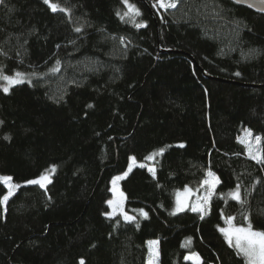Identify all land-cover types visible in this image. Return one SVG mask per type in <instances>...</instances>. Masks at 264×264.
Here are the masks:
<instances>
[{
    "label": "trees",
    "instance_id": "obj_1",
    "mask_svg": "<svg viewBox=\"0 0 264 264\" xmlns=\"http://www.w3.org/2000/svg\"><path fill=\"white\" fill-rule=\"evenodd\" d=\"M52 2L70 11L0 4V68L25 76L0 90V176L19 185L0 203V264H147L150 240L156 264H246L219 229L231 216L264 230V163L238 141L264 137V14L130 0L141 15L121 19L123 0ZM160 149L154 174L135 166L120 181L125 211L147 217L106 216L112 179ZM53 165L45 189L26 183ZM208 170L220 182L204 213L173 214L175 193L197 197Z\"/></svg>",
    "mask_w": 264,
    "mask_h": 264
},
{
    "label": "snow or ice",
    "instance_id": "obj_2",
    "mask_svg": "<svg viewBox=\"0 0 264 264\" xmlns=\"http://www.w3.org/2000/svg\"><path fill=\"white\" fill-rule=\"evenodd\" d=\"M261 4H264V0H259ZM4 0H0V4H3ZM44 3L48 5L52 12H69L70 9L65 8L61 6L58 2L53 3L52 0H44ZM123 3L127 7V11L121 15V13L117 12V15L121 17V19H124V17H131L134 18L136 16H140L141 12L140 9L137 8L134 4L130 3V0H123ZM156 3L161 8H175L177 6L175 0H156ZM154 6H156L154 4ZM251 7V5H250ZM261 14H264V9L261 10ZM136 27H143L146 26L144 24H136ZM76 31H80V28H77ZM239 75V73H237ZM24 82V74L20 72H16L14 75H8L5 74L3 69L0 68V90H2L4 93H8L10 89L15 86L19 85ZM91 107V105H89ZM2 123V122H0ZM7 139V137H5ZM238 141L243 144L246 148L247 155L253 159L256 160L258 163H264V148H261V142L264 141V137H261L259 135H256L253 139V133L251 129H246L244 133V138L238 137ZM180 147H183L181 144ZM164 149H160L158 153L150 154L146 159H153L156 154H163ZM130 160L132 161L129 164V171L135 164V157H131ZM139 167H145L143 163L139 164ZM150 171H153L154 169H149ZM51 171H55V166L53 165L51 168ZM124 176H127V172L124 173ZM207 177L203 182V185L208 186V194L203 197V203L198 204L196 206L192 207V211L194 212H201L204 213L205 207L204 205L207 204L210 200L211 195L213 194L216 186L219 184V178L215 176V173H213L211 170H208ZM123 176H116L112 180L113 188L112 191L114 193H117V198L113 200H108L107 204L112 209L110 212H106L105 215L108 217H112L119 212L125 220L127 221H135L134 216H129L124 210H123V201L125 199L124 193L119 191L116 188V182L118 180L123 179ZM11 177L9 176H0V181H3L5 184L9 187V192L7 195L0 198V203H5L9 199V197L13 194L12 189L18 188V184H9L8 182L11 181ZM50 177L47 174V170L45 174H41L36 179H31L26 181L28 184H35L40 185L41 187H44L46 183H50ZM186 192L190 191L189 189H185ZM230 197L238 202L243 203L241 199V191H240V185H237L235 190H232L229 193ZM187 205L184 204L183 201H181L179 198L177 200V207L176 211H183L184 208ZM140 213L147 217L148 213L145 212L143 209L139 210ZM203 218V217H202ZM245 220H249L248 216H244ZM234 218L229 216L227 217V223L228 227L220 228L219 230L224 235L227 243L230 247H233L236 249L237 254L241 255L245 258L246 264H264V230H255L249 220L247 225H240L237 226L233 224ZM138 227V225H137ZM158 241L156 240H150L147 242L148 244V253H149V260L148 264H153V258L158 257ZM185 259H193L196 264H202V261L199 259L198 254H192L191 256L185 257ZM80 264H85L84 260L81 259Z\"/></svg>",
    "mask_w": 264,
    "mask_h": 264
},
{
    "label": "rangeland",
    "instance_id": "obj_3",
    "mask_svg": "<svg viewBox=\"0 0 264 264\" xmlns=\"http://www.w3.org/2000/svg\"><path fill=\"white\" fill-rule=\"evenodd\" d=\"M175 2H176V0H175ZM157 5H158V4H157ZM158 6H159V5H158ZM160 8H161V7H160ZM161 9H162V11H166V10L171 9V8H168V9L161 8ZM24 79H25V76H24ZM158 151H159V150H158ZM158 151H155V152H153V153H158ZM153 153H151V154H153ZM160 155H161V154H156V155L154 156V158L152 159V161L149 162V160L146 159L145 163H143V164L145 165V167L147 168V170H148L151 174H154V173H153V171H150L149 169H154V171H155V166H154V163H153V162H154L155 158H156V157H159ZM131 162H132V161L130 160L129 164H130ZM140 164H141V163H140ZM135 166H139V163H136V162H135V164L133 165V167H135ZM133 167H132V168H133ZM132 168H131V169H132ZM126 172H127V174L130 172V171H129V166H128V169H127ZM47 174L49 175L50 180H51L53 172L50 170V171L47 172ZM119 176L126 177V176H124V174L119 175ZM112 180H113V179H112ZM121 180H122V179H121ZM121 180H118V181L116 182V188H117L119 191H121V190H120V181H121ZM0 182L4 184V186H5V188H6V193H5V195H7L8 192H9V187H8V185L5 184L3 181H0ZM8 183H9V184H15V183H13L12 181H9ZM48 184H49V183H46L44 187H41L40 185H37V186L40 187V188H42V189H45L46 186H47ZM32 185H35V184H32ZM112 188H113V184H112V181H111V188H110V190H111L112 197H111L110 200H113V199H116V198H117V193H114V192L112 191ZM185 189H186V188H185ZM185 189L179 190V191H177V192L175 193V201H174V207H173V214H178V213L184 212V211H186V210H188V209L191 210L193 206H196V205H198V204L203 203V197H205V196L208 194V186H207V185H203V187L201 188L202 192H201L197 197H192V196L194 195V193H193L192 190L189 189L190 191L186 192ZM187 189H188V188H187ZM16 190H17V188L12 189L13 194L15 193ZM13 194H12V195H13ZM5 195H4V196H5ZM12 195H11V196H12ZM11 196H10V197H11ZM10 197H9V198H10ZM229 197H230V195H229ZM178 198H179L181 201H183L184 204L187 205V206L184 208L183 211H179V212L176 211L177 200H178ZM191 198H192V199H191ZM230 198H231V197H230ZM7 201H8V200H7ZM124 203H125V199H124V201H123V205H122L123 210L125 211ZM1 204H2V206L4 207L5 204H6V202H5V203H1ZM107 205H108V204H107ZM205 205H206V204H205ZM205 205H204V207H205ZM108 207H109V205H108ZM110 211H112V209L109 207V212H110ZM125 212H126V211H125ZM126 213H127V212H126ZM199 213H201V212H199ZM127 214H128V213H127ZM128 215H129V216H134V217H135V220L137 219V217H139V218L137 219L138 221L142 220V218L144 217L143 215H140V214H136V215L128 214ZM115 217H119L122 221L130 222V221L125 220L124 217H123L119 212H117L116 215H114V216H112V217H109V218H115ZM225 227H228V223L225 225ZM225 227H224V228H225ZM188 256H191V255H188ZM188 256H187V257H188ZM148 260H149V258H148ZM186 260L192 262L193 264H196V262H195L193 259H186ZM147 264H148V262H147ZM153 264H156V257L153 258Z\"/></svg>",
    "mask_w": 264,
    "mask_h": 264
},
{
    "label": "water",
    "instance_id": "obj_4",
    "mask_svg": "<svg viewBox=\"0 0 264 264\" xmlns=\"http://www.w3.org/2000/svg\"><path fill=\"white\" fill-rule=\"evenodd\" d=\"M228 1H231L237 5L245 6L248 9L258 14H261V10L264 9V4H261L259 0H228Z\"/></svg>",
    "mask_w": 264,
    "mask_h": 264
},
{
    "label": "bare ground",
    "instance_id": "obj_5",
    "mask_svg": "<svg viewBox=\"0 0 264 264\" xmlns=\"http://www.w3.org/2000/svg\"><path fill=\"white\" fill-rule=\"evenodd\" d=\"M228 1V0H227ZM231 2V1H230ZM233 3V2H232ZM235 4V3H234ZM159 7V6H158Z\"/></svg>",
    "mask_w": 264,
    "mask_h": 264
}]
</instances>
